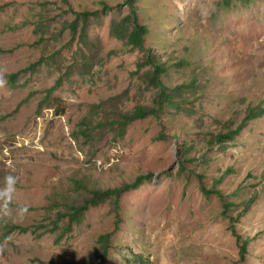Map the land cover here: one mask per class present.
Listing matches in <instances>:
<instances>
[{
    "label": "rangeland",
    "instance_id": "1",
    "mask_svg": "<svg viewBox=\"0 0 264 264\" xmlns=\"http://www.w3.org/2000/svg\"><path fill=\"white\" fill-rule=\"evenodd\" d=\"M127 1L0 0V264L101 260L99 236L119 216L103 264H264V115L224 146L207 141L237 128L251 108H264V0H138L150 31L146 48L177 64L163 83L169 90L190 85L183 108L137 119L122 135L106 127L92 142L81 125L154 107L159 91L150 83L153 68L139 67L145 53L113 35L114 23L131 14ZM87 10L101 11L90 20L88 44L68 27ZM43 23L51 29L41 41ZM23 69L12 87L7 76ZM184 141L190 160L179 173ZM144 173L153 176L123 194L119 215L109 198L61 238L63 229L50 231L57 212L84 203L90 188ZM199 174L209 188L220 179L238 205L228 210L220 194L207 195ZM2 222L28 230L5 238Z\"/></svg>",
    "mask_w": 264,
    "mask_h": 264
},
{
    "label": "trees",
    "instance_id": "2",
    "mask_svg": "<svg viewBox=\"0 0 264 264\" xmlns=\"http://www.w3.org/2000/svg\"><path fill=\"white\" fill-rule=\"evenodd\" d=\"M239 2H247L250 0H237ZM234 2V0H223V3L227 5H231ZM127 4L130 5L131 14L125 17L122 21L116 22L113 25V35L118 38L119 40L126 41L129 46H131L133 49H140L145 53V58L141 62H139V67L143 68L146 66H151L153 68L151 75H150V83L155 85L159 91L157 93L156 98L154 99V107L146 108V107H138L133 112L129 113H122L120 114V117L116 120H113L112 123L108 124L105 122H98L97 125L90 124L89 121H87L85 124L84 121H82L83 125L79 128V131L86 137V140L94 141L96 138L102 139L105 134H103V129L106 127H109V129L115 128V126H118V134L122 135L126 131V127L131 124L133 121L144 118L149 114H156L158 115L161 111H165L166 107L170 106L176 109H182L181 104V98H182V91L186 88H189L190 85H179L173 90H169V87H167L163 81L162 76L167 75L168 72L173 68V66H177V64H170L171 60H167L166 62H161L159 59L156 58V56L153 54L149 48H146L145 41L146 36L149 35V29L146 25L142 24L139 20V9L137 7L138 0H128ZM110 5L105 3L104 9H110ZM101 11H90L87 10L85 12H79L77 14V19L69 24V28L74 33V36H79V39L82 43H89L90 35H89V29H90V20L92 17H98L100 16ZM83 22V25L81 27L80 23ZM45 28L51 29L46 24L43 23L42 27L40 26V36L41 41L44 39L43 34L46 31ZM81 30V32H80ZM38 32V33H39ZM83 58V66L88 67V65L91 63V58L88 57L85 53L82 55ZM43 60H40V62L35 63L32 65V68L36 69L37 66L41 65ZM28 69L20 70L19 72L7 76L8 81L12 87L18 86V81L21 75L24 72H27ZM54 88H51L49 90V94L53 92ZM104 105V103H101V106ZM93 108H97L98 110L101 108L100 105L96 104L93 106ZM264 115V108H251L248 110L247 115L245 116L244 120L239 124V126L235 129L230 128L228 131H220L219 133L213 134L210 136L209 139H207L208 143L214 147V145L224 146L227 142H229L232 139H235L238 134L241 133V131L247 126L248 122L257 118H260ZM163 134H160L158 137H163ZM99 140V139H98ZM191 150V146L188 145L186 141H184L183 149L179 150V155L181 157H184L182 160V165L179 169V173H182L186 171L185 162L189 161L188 154ZM153 176L152 173H144L139 174L135 180L131 182H125L122 185L106 188V189H100V188H90V197L87 198L84 203H67L65 205V209L57 212V219L53 220V228L50 231H56V230H62V233L60 234V238L64 236L65 234L73 231L74 225L77 223H80L85 213L92 207L97 206L101 202H103L106 199H113L115 209L117 212V215H119V209H120V199L122 198L123 194L140 187L142 184H144L148 179H151ZM200 179V185L203 191L206 192L207 195L211 194H220L224 200H225V206L228 210L234 208L238 204L233 200H227L226 195H224L223 191L218 187V184H220V179H217L215 182V186L213 188H209L205 185L203 180V175L199 174ZM82 180H76L75 184L82 186L83 185ZM254 197L251 199L250 202L247 203L246 210L250 208L253 201H255ZM227 200V201H226ZM5 205L6 207H12L15 204L12 203L10 200L5 199ZM67 219V224L64 227H60V223ZM120 216L117 217L115 221V226L112 231L103 233L99 236V243H100V249L102 250L101 253V260L98 258H93L90 264H103V262L108 258L110 253V247L112 242V236L115 232H117L120 229ZM3 228L6 229L5 232V238H8L9 235L16 231H27V228H22L18 225L9 224L7 222H2ZM247 244V243H246ZM245 244V245H246ZM245 248V246H244Z\"/></svg>",
    "mask_w": 264,
    "mask_h": 264
}]
</instances>
